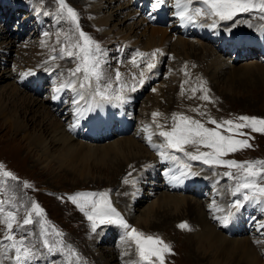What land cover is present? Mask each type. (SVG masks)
Returning a JSON list of instances; mask_svg holds the SVG:
<instances>
[{"label":"rangeland","instance_id":"rangeland-1","mask_svg":"<svg viewBox=\"0 0 264 264\" xmlns=\"http://www.w3.org/2000/svg\"><path fill=\"white\" fill-rule=\"evenodd\" d=\"M120 1L129 5L128 2L131 0ZM0 2V39L3 41L4 36H9L10 40L13 39L12 47L5 48L9 50H0L1 71L10 70V74L13 73L14 76V74L20 72L21 69H35L33 74L35 75L37 73L36 77L43 80L41 83L42 85H36L37 79H35L33 75L30 77V81L25 84L30 85L29 88L31 89L26 88L21 82L20 84H16L21 87V90L31 94V97L36 98L40 102H45L47 107L53 106V103L47 100V98H51L47 97V95L53 96V94H51L53 93L51 88L67 81L70 78L68 70L76 66V61L70 60L67 57L60 58L59 56L60 48L67 42L65 36L67 34H72L73 41L75 40L77 34L74 25L70 21L62 19L61 15L58 14L59 5L57 0H0ZM66 3L77 10L81 28L97 41L103 50L101 55L103 61L101 64L103 75L98 84L93 81V88L91 89L95 92V89L98 87L100 90L105 91L108 96L112 97L108 99L112 101V104L113 101L119 103L115 97L120 93L121 85L130 86L131 83H133V74L139 77V71H141V69L133 67L130 64L134 56L132 55L133 51L141 48H147L146 52H151L157 48L163 51L164 55L157 58L160 65L159 77L155 80L151 78L146 89L138 94L137 104L135 103L133 106H136L135 110L137 111L134 113H136V118H138V120L140 119L139 117L146 112L148 107H154L162 114L160 115L161 119L155 120V122L159 123L163 118L162 116H167L169 114L164 124L168 123L173 113H183L194 119H198L207 127H215V125L209 123V118L218 121L226 119L236 120L240 115H254L264 118V63L258 66H246V64L250 63L246 62L247 60H251L250 57H257V60L259 59L264 62L261 50L253 47L252 50H254L253 52H255V54L251 52L250 54L254 55L249 54L248 56H244L249 50L247 48L241 49L240 52L243 55L241 56L243 57L242 60L239 56L235 59L236 56L232 52H224V59H234L231 64L232 66L225 69L224 72H215L209 66L208 62L211 55L214 54L211 51L199 50V48L193 49L190 42H187L185 45H176L174 42H169L167 39L163 38L151 39L147 36L151 31L149 27L150 23L140 25L136 30H131L133 25L131 27L129 22L133 23L135 21L131 20V16L129 17L130 20H125L123 18L124 14L120 17L115 16L116 19L111 24V31L113 33L109 36V34H107L108 28L95 25L90 18L91 14L84 6L80 3L75 4L72 0H66ZM136 4H138L139 9L144 14L149 12L151 7L150 3H147L146 6L142 5L140 1H136ZM4 6H7V9L4 10ZM36 8L38 10L33 12ZM130 8L131 7L122 12H130ZM168 16V20L160 24L162 25L160 27L167 29L168 33H172L176 30L175 24H171L175 16L171 13L170 15L168 13ZM262 17H264V13L253 11L240 15L235 19V22L221 21V23L224 27L228 26L227 28L242 30L241 32L245 33L243 31H246L245 29L247 28H251L254 24L258 25V28L256 27L257 29H263L264 18ZM119 19L120 21L123 20L122 23ZM253 21L257 22L253 23ZM21 23H23L22 30L20 29V27H22ZM127 23L130 26H128ZM247 23L253 24L252 26H248ZM43 28L46 29V32H42ZM256 30H254V32ZM247 31L252 32L251 30ZM44 33H48V35L45 36ZM235 35L237 34L235 33ZM247 35H249V33ZM57 36H59L60 39L59 43L57 42ZM129 36L130 38H128ZM226 39L229 38H224L217 43L210 39L203 40L206 43H210L209 45L211 47H215L216 50H219L222 48L228 49L227 47H223L225 45L228 46ZM244 39L246 38H243V40ZM42 41L44 42L43 44ZM126 41H128L127 43L133 42V47L126 48L124 45ZM218 43H220V45H217ZM218 46H220V48ZM41 48L45 50V53L43 52L42 55L36 56L38 59L40 58V64L39 66H35L31 64V61L33 60V56L42 50ZM53 49H55V52ZM23 50L26 52L24 53ZM52 56H56L57 58L54 60L50 59ZM2 61H7L5 66L2 64L4 63ZM27 63H29L30 66H28L29 64ZM45 66L48 68L53 67L52 70L57 68L58 70H55V72H58L50 78L51 75L47 76L45 74L46 72L42 74V71L46 70L39 71V68H45ZM141 66L144 67V64ZM134 68L137 69L134 70ZM117 70L122 74L120 81L116 80ZM186 72L187 75L185 74ZM15 75L17 76V73ZM46 77H49L50 80ZM76 79L79 87L81 74H77ZM9 80L14 81V78L13 80ZM9 80H6L4 83H7ZM41 80L39 82H41ZM182 84L184 89L183 94H181ZM6 85L7 84H3V86ZM35 85L38 87V91L32 90ZM201 85H203V88L209 90L208 95L210 100L206 101L200 99L204 94ZM128 89V87L123 89V94L126 96L128 95ZM152 89H156V91ZM193 89H196L195 95H193ZM83 90L88 91L90 89L86 88ZM68 91L70 92V89L64 90L59 98L64 101L67 99L69 100L71 95L70 97L67 96ZM83 93L84 96L92 94H88L87 92ZM69 101L71 102V100ZM103 101L104 111L101 115V121L102 126H105L109 121L106 116L109 114L112 116L108 109L111 108L113 110V108L108 107L110 101ZM82 103H84V101ZM32 104L36 106L33 100L29 103L30 107H32ZM65 104H68V102ZM132 105L130 104L129 107L133 108L131 107ZM71 106L68 105L69 108L67 107L66 110H69ZM13 108L15 107H13L12 104L8 106V109L0 112V164L4 165L3 170L11 171L19 178V181L3 178L6 180V183H0V199L9 202L5 204L6 210L14 206L18 209L21 216L24 214V208L30 205L32 201L38 202L41 207L45 209L46 218L50 221V226H54L64 233L62 238L56 237L54 234L50 233L48 238L53 243H57L59 239H63L64 246L61 247L57 243L58 252L55 254L45 253L42 256H37L34 261H32V264H56L55 261H57V259H67V262L70 260L71 264L75 262L83 264L86 258L89 259L86 264H102L101 258L104 260L107 259L111 264H116L118 256H116L117 251H113V249H116L117 243L120 242L124 236H120L119 233H117V230L121 228L120 225H100L96 232L92 234L93 236L89 235L88 229L84 231V227L85 225L87 226V223L83 221L79 209L68 200L67 195L83 191H107L113 207L117 209L130 225L135 227L136 217L141 216V213L145 211L149 203L141 202L139 205L140 210L136 211L137 213H135L132 218L128 215V204L130 203L128 194L133 190L132 185L133 181L136 179V174L129 175V172L122 175V173L120 174V170H118L119 174L116 173L117 164L115 162L117 161V155H115L116 157L113 156L114 153H110L106 158H100L99 155L97 159L96 154L92 158L86 154V151L82 150L80 156L71 157L64 155V151L61 150L62 145L58 144L49 147L45 155L40 147H37L30 141V136L28 135L30 131H34V128H36L35 123L32 124L28 130L16 132L12 123L6 120H10L9 115L6 116V114L12 115L13 110H15ZM114 109L115 113H120L119 105L115 106ZM193 109H197V111H193ZM56 114L60 117L61 121H63L64 126L67 127L72 115L69 117L70 119H64L63 113L59 115V113L56 112ZM113 116H115V114ZM155 122L153 120V123ZM84 125L80 126V131L83 132V134H85V132L82 131L81 127ZM119 125L121 124H118V127ZM123 125L127 126L128 124L125 122ZM97 127H99V124H97ZM123 129L124 128H122V130ZM134 131L133 128V131L127 134L134 136ZM242 131L250 133L252 138L248 136L239 138L249 139V143H251L253 147L229 154L224 158L235 160H264V133L253 132L251 129H243ZM121 136L122 135L113 137L115 140ZM113 137H102V139L100 138L102 141L99 142L97 140L98 143L96 144H109V142L113 141ZM106 138H111V141H104ZM138 139L141 140L139 137ZM186 148L188 151L197 152V146L195 145H188ZM199 151L206 152L210 151V149L199 146ZM48 159H51L50 162ZM139 164L138 162L131 164V166L134 165L133 168H135ZM128 167L129 166L125 167L121 171L124 173V170L127 171ZM207 169L221 176L220 179H223L226 185L228 184L227 187H232V189L227 191L228 193L231 191V196L229 194L228 196L225 195L223 191L219 193V195L222 193V198H218L220 203L228 202L230 199L232 200L234 198L232 192L234 191L237 181L227 176L223 177L224 173L229 171V169L222 166H213ZM232 171L235 173V169H232ZM125 178L128 179L129 183H124ZM24 181H27L31 187L25 188L23 186ZM209 189L211 188H205V190ZM190 195L198 199V197L193 194ZM140 199L141 197L139 195L131 202V209L137 206L135 201H140ZM256 205V207L250 209H257L258 212L260 208L262 211L263 208L261 207H263L264 204ZM243 210H247L246 206L241 211ZM166 212L172 213V215L165 216ZM166 217L168 219H165ZM200 219V215H190L188 209L184 206H180L178 210L166 208L155 212L153 219H151L154 223L153 226L141 227L140 231L145 235H158L166 243L170 244L172 253L165 254L166 264H257L256 259H259L258 255L251 259L244 255L245 253L243 254V252L247 250L244 246L247 247V245L243 240L245 238L242 237H245V235L247 236V234H243V236L240 237V234L235 233L236 235H228L231 239H226L224 236L215 233L211 228L210 233L206 227V223H201ZM182 222H186L188 227H178ZM214 224L216 225V223ZM215 225L212 224L211 226H214L216 230L220 229V226L217 228ZM236 226L237 224L234 225L233 229H235ZM3 230L4 225L0 224V237L3 236ZM29 230L35 233L29 236V240L34 242L39 248L41 239L39 237L40 226H29ZM105 230L106 233H104ZM227 234L226 232V235ZM240 238L241 241H239ZM83 249H86L84 253L90 255L84 257L85 254L82 251ZM72 250H75V253L79 256V260H77L76 256H70ZM41 251L43 252L44 250L41 249ZM10 255L11 253L0 255L2 258L0 262H2V264H14V261L6 258ZM130 256L134 261H137L138 255L135 249H133V253ZM133 260L130 259L128 264H131Z\"/></svg>","mask_w":264,"mask_h":264},{"label":"bare ground","instance_id":"bare-ground-1","mask_svg":"<svg viewBox=\"0 0 264 264\" xmlns=\"http://www.w3.org/2000/svg\"><path fill=\"white\" fill-rule=\"evenodd\" d=\"M72 1L75 4L80 3L82 6H84L86 8V10L91 14L90 18L95 25L104 26L105 28H108L107 34H109V36L113 33L111 31V24L116 19L115 16L120 17L124 14L123 18L125 20H130L129 17L131 16V20L135 21L133 23L129 22L131 27L133 25L131 30L132 29L136 30L139 28L140 25H145L146 23H148V24L150 23L149 27L151 28V31L147 34V36L151 39L163 38V39H167V41H169V42L170 41L174 42L176 45H180V44L185 45L187 42H190L192 44L193 49L199 48V50L202 49L204 51L213 52L214 54L211 55L208 62H209V66L215 72H220V73L224 72L225 69L232 66L231 65L232 61H234V59L233 60L231 58L224 59V57H223L224 52H228V51L232 52L228 46H227L228 49L222 48L219 50L217 49L218 50L217 51L215 47H211L209 45L210 43H206L203 39H210V40L214 41L215 43H217V42H220L222 40V39H220V37L222 34L225 33V31H223V28H225L229 31H232L234 33H237L238 31H242V30L230 29V28H227L228 26L224 27V26H222V23L219 20L217 21V26L215 28H212V27H210V25L212 24L213 19H214L212 17L200 18V19H198L197 23L182 24L179 21V19L175 16L173 18H175L176 21H174L173 23L175 24L176 28L175 27L174 28L176 30H175V32L168 33V30L160 27V26H162L160 24H162L163 22H165L167 20L168 13H171L173 15V12L176 9H174L173 11H170V10L167 11V14H165L164 16H162L160 18L157 15L156 9H153V7H152L154 0H131L128 2L129 5H126L127 3L125 4V3H123V1H120V0H72ZM136 1H140L142 5H146L147 3H150L151 7H150V10L148 9L149 12L144 14L139 9L138 4H136ZM172 1H174V0H172ZM170 2H171V0H169L168 3L166 4L168 7H169ZM0 4H1V2H0ZM195 6L203 7V5H199V4H197ZM6 7L7 6H4V10L7 9ZM129 7H131L129 9L130 12H128V11H127V13L122 12L125 9H128ZM2 10H3V7H2ZM37 10L38 9L36 8L33 12H35ZM149 13H151L152 18H149ZM125 20H124V22H125ZM119 21H120V19H119ZM122 21H120V22L122 23ZM256 22L257 21H253V23H256ZM173 23L171 22V24H173ZM253 23H251V24L247 23V24H248V26H250V25L252 26ZM129 24L127 23L128 26H130ZM21 26L22 27H20V29L23 28V23H21ZM256 27L258 28V25L254 24L251 28L245 29L246 31L251 30L252 32L243 31V32H245V34L249 33V35L246 36V39H247V43L251 46V47H245L249 51L247 50L248 52H246V54L244 56H248L251 52H253L254 50H252V48L254 47L255 49L257 48V49L261 50L263 57H264V46L263 47L259 46V45H263V43H264V28L263 29L260 28V30H259ZM256 29H257V33L254 35L253 32ZM189 36H192V37H189ZM128 38H130V36ZM128 38H127V40H128ZM1 40L2 39H0V50H9V49H5V48H11L12 47L11 45H12L13 39L10 40L9 36L8 37L4 36L3 41H1ZM127 42L128 41H126L125 42L126 44H124L126 46V48L133 47L134 40L132 43L131 42L127 43ZM230 43L232 44V41ZM253 43H255V44L252 45ZM47 44H49V43H47ZM47 44H46V46H47ZM217 45H220V43H218ZM5 46H8V47H5ZM218 47L220 48V46H218ZM136 50L146 52L147 48L146 49H142V48L141 49H135L133 51L132 55H135ZM44 51L45 50L42 49L41 51L37 52L34 56L32 55L33 60L31 61L32 62L31 64H33L35 66H39L40 58L38 59L36 56L42 55V53ZM240 51H241V49H239V53H237V51L233 52L234 55H236V53H237L235 59L238 58V56L239 57L243 56ZM23 52H24V50H23ZM253 53L255 54V52H253ZM254 54H250V55H254ZM242 58L243 57H241V60H242ZM250 59H251L250 61H248V60L246 61L247 63L250 62V63L246 64V66H250V65L258 66V65H263V63H264L259 59L257 60V57H255V58L250 57ZM137 60H138V62L141 63V65L144 64L139 57H137ZM2 62H4L2 64L5 66L7 61H2ZM27 64H29V63H27ZM130 64H131V66H133L132 63H130ZM1 66L2 65H0V67ZM28 66H30V64ZM142 68L143 67L141 66L138 69H142ZM52 69H53V67L48 68L45 66V68H42V67L39 68V71L46 70V71H42V74H44V72H46L45 74L47 76L51 75L50 78H52L53 77L52 75H55L56 72H58V71L55 72V70H58L57 68L54 69V71ZM136 69L137 68H134V70H136ZM1 70H2V67L0 68V112L8 109V106L13 104V107H15L13 109H15V110H13L12 115L8 114V113L6 114V116L9 115V118H10V120H8V119H6V120L9 121L10 123H12V125L15 127L16 132H23L25 130H28V128L32 124L35 123L36 128H34V131H30L28 133V135L30 136V141H32L37 147H40L41 150H43L42 152H44L45 155L47 154L49 147H53V146L58 145V144L62 145L61 150L64 151V155L71 156V157L80 156L82 154V150L86 151V154H88L89 157L91 156L92 158L96 154L97 159H98L99 155H100V158H106L107 156L110 155V153H114L113 156L117 155V161L115 162L117 164L116 165V173L119 174L118 170H120V174L122 173V175L129 173V172H130V175L136 174V179L133 181V185H132L133 190L130 194H128V197L130 198V200H129L130 203L128 204V212H127L128 215L132 218V216L135 213H137L136 211L140 210L139 205L141 202H149V203H148L147 207L145 208V211H143L141 213V216L136 217L135 228L138 229V227H139L138 230H140L141 227H147V226H151V225L153 226L154 223L151 221V219H153L155 212L158 210L166 209V208H168V209L173 208V209L178 210L180 208V206H182V207L184 206L188 209L190 215H194V216L200 215L201 223H204V222L206 223V227L210 233H211V231H210V228H211L218 235L224 236L226 239H228V238L231 239V237H229L228 234L226 235V232L224 230H222L221 227H220V229L216 230L214 226L213 227L211 226L212 224L215 225L214 223H216L215 226H217V228H218V226L223 225L220 223V221L218 219H215L214 217H223L224 215H226L227 211L229 210V205H230L229 202L226 203L227 201L225 203H220L219 199L222 198L221 197L222 193L219 195L220 187H218L221 184L220 178H218L217 181H214V182L209 181L210 183H214V184L211 187L210 193H206V194L209 197H212L214 199L216 198L215 199L216 207L222 208V209H224V211H216V207H210V205L212 204V201L214 199L206 198L203 200L200 198L197 199L195 197H192L190 194L171 192L168 187H162L161 182L158 180V176H159L158 162L160 161V158L161 159H163V158L159 155L158 149H154L150 146L146 137L151 135L152 136V143H156V144L157 143H159V144L164 143V139L162 137H159L158 135L154 134V133H158V131H160V129L156 128V123H158V122L153 123L152 114L154 112L160 113V111L156 110L154 107H152V108L148 107L146 109V112L144 114H142V116L139 117L140 118L139 119L140 125L138 128V131L134 132V136L133 135L131 136L128 134H127L128 136L122 135L121 137H118V139H115V140L113 137L112 138L113 141H111V138L108 139L109 138L108 137L104 141H111V142H109V144H106V143L96 144V143H98V141L99 142L102 141L101 140L102 137H107V135L108 136L112 135V133L114 131L109 132V124L111 122L115 121V116H113V115L111 116L110 114L107 115L106 117L109 119V121H108L107 125H105V126H102V121H101L102 116H100L97 119V117H95L93 114L90 115V113L85 118L81 119L77 123L76 118H74L75 117L74 111H73L74 105L72 104V100L74 98L79 99V97L76 95L75 92H73V97H72V90L71 89H70V92L69 91L67 92L68 97H70V95H71V98L69 99V100H71V102L68 99L65 101L63 99H60V98L54 100L51 97V100H49V98H47V100L52 102L53 106L47 107L45 102H43V101L40 102L36 98L31 97V94H29L28 92H26L24 90H21V87L17 85V84H20V82H21L22 85H24L26 88H29L30 85H25V84H27L30 81V77L32 75L35 76V79H37L36 85L37 86L42 85L41 83L43 82V80H41V78L38 79V77H36L37 73L35 75L32 74V75L24 76L22 78V73H25L28 70L21 69L20 72H16L17 76L15 75L16 73L14 74V76H13V73L10 74V72H11L10 70H7V71H1ZM34 70L35 69L32 70V73ZM159 74H160V65L158 63L157 67L153 70L152 73H146V75H148L149 78L146 80L143 87L138 86L135 91H130L128 89V95L131 93L130 96L132 98L136 99L138 96V93H133V92H136L137 90H139V94H140L144 89H146L151 78H153V80H155L157 77H159ZM13 78H14V81L9 80V79L13 80ZM6 80H9V81L7 83H4V82H6ZM40 80H41V82H39ZM3 84H7V85L3 86ZM36 85L34 86L35 89L34 88L32 89L33 91L34 90L38 91V87H36ZM53 88H54V86L51 88V90ZM77 88H79L78 85H77ZM159 88H158V90H159ZM29 89H31V88H29ZM82 91L85 93L87 92L88 94L92 93L91 95L85 94V95H87V96H85V99L80 101V105L82 108H83V106H86L88 104H91L94 106L96 102H99L100 104L104 105V101H101L99 96L97 98V95H95V92H93L92 89H90L88 91L87 90L86 91L82 90ZM63 92H64V90L58 94L59 97L62 95ZM128 95L127 96L124 95V96L128 97ZM65 99H66V97H65ZM32 100L34 101L36 106H34L32 104V107H30L29 103H31ZM83 101H84V103H82ZM105 101L112 102L111 100H108V99H105ZM118 101L121 103L120 100H118ZM67 102H68V104H65ZM113 103L115 104L114 101H113ZM135 103L136 102L133 100V102L130 103L131 105L133 104L131 107H133ZM68 105H70V106L72 105V106L70 107L69 110H66ZM133 108L135 109L136 106ZM56 112L59 113V115H60V113H63L64 119H67L72 115V118L68 122L67 127L64 126L63 121H61L60 117H58ZM162 117L163 118L161 121H159V124L164 126L163 130H170L172 127V124H173L172 116L169 118L167 124H164V121H165V119H167L169 117V114L167 116H162ZM158 119L159 120L161 119L160 116L155 118V120H158ZM97 124H99V127H97ZM70 125H75V127L70 128L69 127ZM82 125H84L81 128H82V131L85 132V134H83V132L80 131V126H82ZM117 125H118V123H117ZM149 125L151 127H146ZM117 129H119V127ZM115 136H119V135H115ZM138 137L141 140H139ZM47 156H46V158H47ZM178 157H180V160L183 163L190 164V162H188V157H186L184 155L178 156ZM50 160L51 159H48L49 162H50ZM138 162L140 164L137 167L133 168L134 165L131 166V164L138 163ZM47 165H48V163H47ZM127 166H129L128 170L127 171L124 170V173H123V171H121V170H123ZM191 168L195 171V173L198 176H200L199 179L203 180V178H201L202 176L200 173L203 172L204 170L201 167L194 166V165L191 166ZM212 175L213 176L216 175L217 177H220L219 175H217L215 173H212ZM205 183H208V181H206ZM174 185L178 186V185H180V183H175ZM222 186L224 187V184H222ZM204 191H206V190L205 189L203 190L201 187L200 192L202 193ZM217 192H218V194H216ZM223 192L225 193L226 191L223 190ZM230 193H231V191H230ZM230 193H228V194L230 195ZM139 195L141 197L140 201H138V200L135 201V204L137 206H135L133 209H131V202H133V200L135 198H137ZM253 204H255V205H253ZM245 206L247 208V210H245V212H242L241 211L242 209H241L239 211V213L232 220H230V222H229V223H231L230 227L232 228V230L235 231L234 234L235 233L240 234V237L243 236V234H247V236L245 235V237H242V238H245L243 240L247 245V247L244 246L245 248H247V250H246V252H243V254L245 253L244 255L250 257L251 259H253L256 255H258L259 259L258 258L256 259V263L257 264L258 263L264 264V228L259 227L260 224L264 223V205H263V207H261V208H263L262 212H259L260 208H259L258 212H248L249 210H251L250 208L253 209L254 207L257 206L256 203L249 204L246 202ZM232 211H236V210L232 209ZM80 213H81L83 221L85 223H87V226L85 225V227H84V231L86 229H88V234L92 235L94 232L91 230V222L85 217V215L82 212H80ZM246 214L249 216L251 215L255 219L252 220L251 218L248 217V219L246 220L245 219ZM170 215H172V213L166 212V214H165V216H170ZM165 219H168V218L166 217ZM235 224H237V226L235 229H233ZM104 233H106V230L104 231ZM230 239H229V241H230ZM239 241H241V238ZM256 241H260V243H257ZM243 245H245V244H243ZM133 249H135V245L132 244L131 241H126V240L122 239L120 242H118L116 249H113V251H115V250L117 251L116 256H118V258L116 259L117 260L116 264H120V263L121 264H128V261L130 259L133 260V258L130 256L133 253ZM82 251L84 253V252H86V249H83ZM120 253H121V255H120ZM84 254H85L84 257H87L90 255L87 253H84ZM0 259H2V258L0 257ZM88 260L89 259L86 258L85 263H83V264H86V262ZM137 260H138V258H137ZM101 261H102V264H111L107 259L104 260L103 258H101ZM134 262L135 261L133 260L131 262V264H134ZM55 263L56 264H67V259H65V260H58L57 259V261H55ZM74 264H81V263L75 262Z\"/></svg>","mask_w":264,"mask_h":264},{"label":"snow or ice","instance_id":"snow-or-ice-1","mask_svg":"<svg viewBox=\"0 0 264 264\" xmlns=\"http://www.w3.org/2000/svg\"><path fill=\"white\" fill-rule=\"evenodd\" d=\"M59 5L58 14L62 19L70 21L75 28L76 37L73 41L72 34H67L65 40L67 41L59 52L60 58L67 57L70 60L76 61V66L69 69L70 78L60 83L52 89V99H58L59 93L65 89H71L79 99L74 98L72 104L74 105V116L77 123L85 118L89 113L96 111L99 104L93 106L91 104L81 107L80 101L85 99L83 89L93 88V81L99 83L103 71L101 64L102 49L100 44L95 41L88 33L83 31L79 22V14L77 10L66 3V0H57ZM167 3V0H154L152 5L153 9H159ZM203 5V7L195 5ZM173 7L176 9L173 13L182 24L197 23L200 18L212 17L213 22L210 27L215 28L217 21H233L242 14L259 11L264 13V0H174ZM149 18H152L149 13ZM264 18V17H262ZM45 36L48 33H44ZM57 42H60L57 36ZM44 42L42 41V44ZM55 52V49H53ZM164 53L161 49L157 48L151 52H142L136 50L135 55L131 59L134 67L140 68L141 63L138 62L137 57L144 63V67L139 73V77L133 74V83L129 85H121V91L116 95V99L124 101L126 97L123 94V89L128 87L130 91H135L138 86H143L149 78L146 73H152L157 67L158 57L163 56ZM56 56L50 59H56ZM32 70L22 73L24 76L32 75ZM77 74H81L79 80V88H77ZM187 75V72L185 73ZM121 73L116 71V80L120 81ZM109 87V86H106ZM204 94L200 97L203 100H210L208 89L203 88ZM156 91V89H152ZM183 84L181 85V94H183ZM195 95L196 89H193ZM95 95L105 99H111L105 91L100 90L98 87L95 89ZM197 111V109H193ZM162 115L159 112L152 114L153 120ZM173 124L170 130H163L164 126L156 123V128L160 129L158 133H154L164 139V143H152V136H147L150 146L158 149L159 155L165 159L179 161L180 157L175 155V152L183 153L193 161H201L209 167L222 166L229 169L224 173L237 183L235 184L232 195L235 198L229 205L227 214L223 217H214L218 219L221 224L227 226L241 209L247 203L264 204V160H235L225 159L224 157L236 153L238 151L252 148L253 145L249 143V139L239 137L250 136V133L242 131L243 129H251L253 132L264 133V118L250 115H240L233 119H226L218 121L209 118V123L215 127H207L198 119H194L183 113L172 114ZM70 128L75 125H70ZM146 127H151L146 126ZM187 145L197 146V152L188 151ZM199 146H203L210 151H199ZM4 165L0 164V183H6L3 178H10L14 181H19L11 171H5ZM235 169V173L232 171ZM178 175H172L171 180L182 182V180L190 175H195L191 171V165L187 163L181 164L177 170ZM130 175V174H129ZM124 183H129L128 179H124ZM25 188L31 187L27 182H23ZM68 200L76 205L80 212L91 222V230L96 232L100 225L117 224L124 230L122 239L131 241L135 245V250L138 255V260L134 264H166L165 254L172 253L170 244L166 243L161 237L153 235H145L142 231L130 225L123 216L113 207L108 192H76L67 195ZM9 203L0 199V224L4 225L3 236L0 237V255L11 253L7 259L14 261V264H32L35 257L42 256L45 253L55 254L59 251L57 243L63 247V239H59L57 243H53L48 237L50 233L56 237L62 238L64 233L50 226V221L46 218V212L41 205L32 201L30 205L24 208L23 216L20 215L18 209L13 208L6 210L5 204ZM210 207H216V201L213 200ZM235 209L236 211H232ZM216 211H224V209L216 207ZM40 226L39 237L40 247L38 248L34 242L29 240V236L35 233L29 230V226ZM180 228H187L186 222L178 225ZM260 228H264V223L260 224ZM260 243V241H256ZM70 247V246H69ZM41 249L44 251L42 252ZM123 255V254H122ZM70 256H79L75 250L70 252ZM2 264V262H0ZM67 264H71L69 260Z\"/></svg>","mask_w":264,"mask_h":264}]
</instances>
